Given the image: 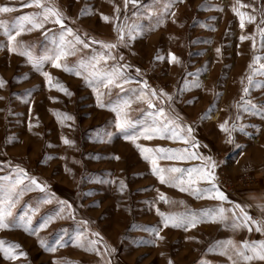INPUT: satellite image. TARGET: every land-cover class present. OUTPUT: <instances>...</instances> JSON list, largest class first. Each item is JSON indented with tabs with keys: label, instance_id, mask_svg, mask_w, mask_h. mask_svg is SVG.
I'll list each match as a JSON object with an SVG mask.
<instances>
[{
	"label": "rangeland",
	"instance_id": "1",
	"mask_svg": "<svg viewBox=\"0 0 264 264\" xmlns=\"http://www.w3.org/2000/svg\"><path fill=\"white\" fill-rule=\"evenodd\" d=\"M0 6V264H264V0Z\"/></svg>",
	"mask_w": 264,
	"mask_h": 264
},
{
	"label": "snow or ice",
	"instance_id": "2",
	"mask_svg": "<svg viewBox=\"0 0 264 264\" xmlns=\"http://www.w3.org/2000/svg\"><path fill=\"white\" fill-rule=\"evenodd\" d=\"M33 2H36L38 3L39 0H33ZM10 11V9L6 6H0V12H8ZM46 12L49 13L50 15H54L56 17V23H59L61 25H63L64 21H63V18H62V14L59 12V10H54V9H51V8H47L46 9ZM21 19H28V17H22ZM103 19L105 20H108L109 17L108 16H103ZM0 23H3L2 21H0ZM36 27H42L41 24H36L35 25ZM67 31L69 33H71L73 30L71 28L67 29ZM11 39V37H10ZM76 40L80 43H83V41L80 40V37L77 36L76 37ZM105 47H108V48H114L116 47V45L114 44H107L105 45ZM217 51H219V49H217ZM159 59V57H157ZM60 57L57 56L56 57V60L53 61V63L55 64L56 67H60L61 65L59 63H57V61H59ZM173 59H177L176 57L173 56ZM39 67V66H37ZM69 71H73V69H67ZM77 75H79L80 73L79 72H76ZM43 75L45 77H49L50 74L47 73V72H44ZM109 83H112V80L109 79L108 81ZM4 83V81L2 79H0V85H2ZM61 90L62 91H67L66 89H64L62 86H61ZM162 91V90H161ZM153 95H155V92H153ZM167 95V94H165ZM170 99V97H169ZM160 112L162 113L163 112V109L161 108L160 109ZM260 114L261 115H264V109H261L260 110ZM167 123H171V121H167L166 124H165V127L167 126ZM121 128L125 127L124 124H120L119 125ZM219 127L225 131H227L226 127H225V124H220ZM161 129H153V131H156V132H159ZM189 132H191V127H189ZM131 137H128V136H125V139H130ZM151 138V137H149ZM66 143H70L69 141L65 140ZM139 147V146H138ZM143 151H146V152H151L153 150L151 149H145ZM176 151H179V150H176V149H159V152L161 153H165V152H176ZM147 158V157H145ZM153 164H154V171H156L158 174L160 173H163L165 171H170V172H175V173H181L183 170L182 169H179V168H172L170 170H165V169H158L155 167V161H153ZM23 171V170H21ZM189 173L193 172V169H189L188 170ZM159 178L161 180V182H168L170 180H176L177 177H174V176H169V177H166L165 175L163 174H160L159 175ZM213 177H212V173L210 172H202L199 179H204V180H211ZM189 179H191V177H189ZM33 182L35 183V178H33ZM180 182L183 183V178L181 177L180 178ZM181 190H186V189H181ZM215 192V196L219 199H226L225 195L223 192L219 191L218 187L212 183L210 187H207V188H196L194 189L193 191V195H200V194H208L209 196L212 195V193ZM165 197L162 195L161 196V199H164ZM12 203H11V200H9V202L5 205L3 204V202H0V228H4V227H10V226H20V227H23L25 228V230H29V225L31 223V220L30 218H28L27 220V223H25V218H21L20 220H17L15 217L12 216V213L10 211L11 207H12ZM235 207L239 208L240 206L239 205H236ZM221 212H223L224 210L221 209L220 210ZM241 214L243 216V219L241 220L240 219V215H236L234 220H233V227H246V226H250V225H256V230L257 231H262L264 230V219L262 220H253L246 212H243V210H241ZM163 215V214H162ZM208 215H211V212L209 211ZM9 217H11V219H8ZM213 219H215L216 217H212ZM221 219H223V217H220ZM169 219L171 220V222L173 223V226H182V225H185L187 224L188 226H194L195 222H196V217H187L186 215L184 214H181L179 218H176L174 216H170ZM239 220L240 222L239 223H236V221ZM46 223L45 222L44 224H41L40 227L43 228V227H46ZM158 235V234H157ZM44 242L41 241V244H43ZM57 243H61V241H57ZM259 246V258L260 259H264V241H259V242H256ZM0 244H2V242H0ZM247 242H245V247H247ZM15 247H19V245H15ZM50 251H55V248H50L48 249ZM254 251H256V249H254ZM24 253H21V255H23ZM245 259H250V257L248 256H245L244 257ZM169 264H172L171 261H169Z\"/></svg>",
	"mask_w": 264,
	"mask_h": 264
}]
</instances>
